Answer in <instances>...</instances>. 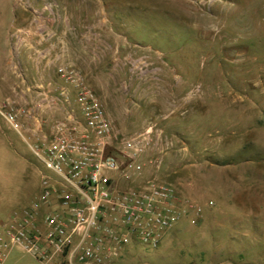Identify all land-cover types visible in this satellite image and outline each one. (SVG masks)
<instances>
[{
  "label": "rangeland",
  "instance_id": "rangeland-1",
  "mask_svg": "<svg viewBox=\"0 0 264 264\" xmlns=\"http://www.w3.org/2000/svg\"><path fill=\"white\" fill-rule=\"evenodd\" d=\"M71 50L117 135L150 129L140 177L121 186L156 177L182 200L158 246L110 264H264V0H0V99L24 89L18 69L44 81ZM24 135L0 119V217L46 171ZM4 264L39 263L13 247Z\"/></svg>",
  "mask_w": 264,
  "mask_h": 264
},
{
  "label": "built area",
  "instance_id": "built-area-1",
  "mask_svg": "<svg viewBox=\"0 0 264 264\" xmlns=\"http://www.w3.org/2000/svg\"><path fill=\"white\" fill-rule=\"evenodd\" d=\"M17 74L25 87L0 99V119L26 134L46 171L37 197L0 219V264L13 247L40 264H110L127 244L158 246L180 219L178 192L156 177L121 186L140 177L138 157L152 143L150 129L120 138L72 64L59 63L52 77L35 83ZM46 109L59 112L48 121ZM191 209L186 202L183 211Z\"/></svg>",
  "mask_w": 264,
  "mask_h": 264
},
{
  "label": "crops",
  "instance_id": "crops-1",
  "mask_svg": "<svg viewBox=\"0 0 264 264\" xmlns=\"http://www.w3.org/2000/svg\"><path fill=\"white\" fill-rule=\"evenodd\" d=\"M31 34H30V36L28 37V38H30V39H35V40H37L36 38H37V36H35V35H38V41L39 40H41L42 39V35L40 34V33H38L37 34V32H30ZM54 34H55V37H54V42H53V45L54 46H57V47H59V48H61L62 50H63V47H66L67 46V40H66V31L65 30H62V29H60V31H58V32H54ZM70 39L72 40L73 39V35H70ZM69 40V39H68ZM71 40H69V43H70V46H71V44H72V42H71ZM69 48H71V47H69ZM71 53H73V54H67V55H63L62 53H55V57H58L60 60H61V62L62 63H67V64H72V65H74L73 63H75V62H73V60H76L77 61V59H78V57H77V55H75V52H74V50H71ZM73 56H75V57H73ZM73 59V60H72ZM66 61V62H65ZM81 66V65H80ZM76 68H78L83 74H84V76H85V78L87 79V72L85 71V67H83V66H81L82 67V69L81 68H79V67H77V66H75ZM45 72V71H44ZM8 78H10L9 77V75H8V73L6 72H4L3 73V70H1L0 71V85L1 86H9V83H8ZM88 80V79H87ZM17 94V91L16 92H12L10 95H16ZM45 112H46V114H47V120L49 121V120H52L53 119V117L55 116V115H57L58 114V112H59V110H55V109H46L45 110ZM39 190H40V187H39ZM39 190H38V193H39ZM13 209V208H12ZM11 209V210H12ZM11 210H9V211H7L5 214H4V216L3 217H0V219H3L4 217H6L7 215H8V213L11 211ZM18 249H20L19 247H17ZM12 249V248H11ZM11 249H9L8 251H7V253H6V256H7V254L9 253V251L11 250ZM20 250H22V249H20ZM23 251V250H22ZM6 256H5V258H4V260H3V263L2 264H4V261H5V259H6ZM39 263V262H38ZM40 264V263H39Z\"/></svg>",
  "mask_w": 264,
  "mask_h": 264
}]
</instances>
